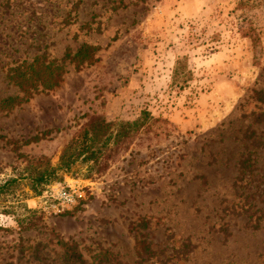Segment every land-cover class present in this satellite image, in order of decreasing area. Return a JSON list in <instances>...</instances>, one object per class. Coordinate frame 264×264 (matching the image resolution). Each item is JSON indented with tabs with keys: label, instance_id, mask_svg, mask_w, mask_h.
Masks as SVG:
<instances>
[{
	"label": "rangeland",
	"instance_id": "rangeland-1",
	"mask_svg": "<svg viewBox=\"0 0 264 264\" xmlns=\"http://www.w3.org/2000/svg\"><path fill=\"white\" fill-rule=\"evenodd\" d=\"M83 46L88 62L75 59ZM35 58L61 81L25 97L16 77ZM177 60L191 73L182 88ZM9 97L0 184L17 183L0 195V264H66L73 251L81 264H264V0H0ZM143 111L165 123L105 174L78 164L31 190L29 175L57 167L89 117Z\"/></svg>",
	"mask_w": 264,
	"mask_h": 264
},
{
	"label": "trees",
	"instance_id": "trees-1",
	"mask_svg": "<svg viewBox=\"0 0 264 264\" xmlns=\"http://www.w3.org/2000/svg\"><path fill=\"white\" fill-rule=\"evenodd\" d=\"M257 43L258 41L253 38V48L257 47ZM90 51L87 47H81L75 54V59L82 62L87 60L88 62ZM59 71L61 69L55 66L54 62L45 64L40 58H35L28 65L26 73L18 74L16 80L19 81L20 91L23 92L25 97H28L31 95L30 93L48 92L57 87L62 76ZM190 76L191 73L185 71L183 62L177 60L171 75L173 84H180L179 86L182 88L190 80ZM18 99V97L6 98L0 102V108L8 107L12 109L19 103ZM159 123H165V121L160 118H153L147 111L141 112L136 121L111 122L103 116L89 117L62 149L57 167H52L46 162L42 168L36 169L33 171L34 173L29 175L31 190L36 194H40L44 185L60 180L61 174L72 172L78 164L87 167L89 176H102L112 163L126 155L133 146L139 144V141H143L144 136H147L152 126ZM38 140L39 138L35 136L31 137L26 143L37 142ZM251 156V152L247 153L246 158L241 162V167L244 168L246 163L250 162V164H256L255 158H251ZM16 183V179H10L0 184V195L6 194ZM27 214L33 215V212L27 211ZM17 222L21 230L30 229L32 226L29 216L18 218ZM149 246L150 244H141L144 254L147 251L150 252ZM65 261L66 264H81V257L73 251Z\"/></svg>",
	"mask_w": 264,
	"mask_h": 264
},
{
	"label": "built area",
	"instance_id": "built-area-1",
	"mask_svg": "<svg viewBox=\"0 0 264 264\" xmlns=\"http://www.w3.org/2000/svg\"><path fill=\"white\" fill-rule=\"evenodd\" d=\"M59 200L61 201V205L65 206H71L75 202L73 194H61Z\"/></svg>",
	"mask_w": 264,
	"mask_h": 264
}]
</instances>
